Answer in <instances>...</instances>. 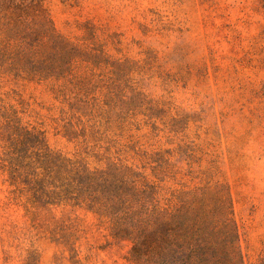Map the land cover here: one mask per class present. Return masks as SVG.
Masks as SVG:
<instances>
[{
	"label": "rangeland",
	"instance_id": "374dc122",
	"mask_svg": "<svg viewBox=\"0 0 264 264\" xmlns=\"http://www.w3.org/2000/svg\"><path fill=\"white\" fill-rule=\"evenodd\" d=\"M45 28L67 46L53 54ZM73 104L76 138L64 128ZM0 108L43 133V153L130 168L161 205L221 196L244 264L264 259V0H0ZM4 145L0 264H135L132 241L85 205L15 199L26 186L9 185Z\"/></svg>",
	"mask_w": 264,
	"mask_h": 264
},
{
	"label": "trees",
	"instance_id": "16d2710c",
	"mask_svg": "<svg viewBox=\"0 0 264 264\" xmlns=\"http://www.w3.org/2000/svg\"><path fill=\"white\" fill-rule=\"evenodd\" d=\"M44 33L53 54L60 46H67L50 28H45ZM43 49L48 51L41 45L32 50L20 49L16 54L38 56ZM47 70L44 67L24 71L21 65L13 64L7 71L16 76L28 72L31 77L43 78L52 74L44 73ZM77 109L73 104L64 118L65 131L72 138L81 132L84 135L82 115ZM0 110V138L5 143L2 170L9 185L26 186L10 191L15 199V194L25 193L33 207L55 203L85 205L107 217L115 236L132 241L129 254L135 264H244L235 224L228 218L230 213L222 205L221 196L181 193L176 197L177 204H172L173 194L161 205L158 186L145 182L130 168L109 164L104 169H90L82 160L52 151L43 153V133L26 129L14 113ZM38 168L45 173L46 187L39 180ZM259 264H264V259Z\"/></svg>",
	"mask_w": 264,
	"mask_h": 264
}]
</instances>
